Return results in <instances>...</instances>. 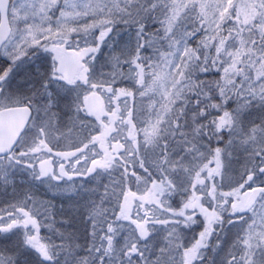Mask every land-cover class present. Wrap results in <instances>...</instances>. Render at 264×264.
I'll return each instance as SVG.
<instances>
[{
	"label": "snow or ice",
	"instance_id": "6c2138e0",
	"mask_svg": "<svg viewBox=\"0 0 264 264\" xmlns=\"http://www.w3.org/2000/svg\"><path fill=\"white\" fill-rule=\"evenodd\" d=\"M0 264H264V0H0Z\"/></svg>",
	"mask_w": 264,
	"mask_h": 264
}]
</instances>
